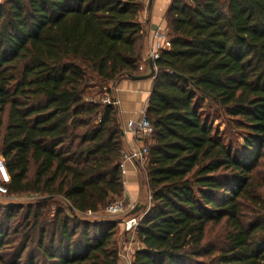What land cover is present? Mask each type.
I'll list each match as a JSON object with an SVG mask.
<instances>
[{"label": "trees", "instance_id": "obj_1", "mask_svg": "<svg viewBox=\"0 0 264 264\" xmlns=\"http://www.w3.org/2000/svg\"><path fill=\"white\" fill-rule=\"evenodd\" d=\"M143 10L139 0L0 4L7 196H37L0 202V264H119L118 221L80 214L124 194L123 124L86 92L140 75ZM166 18L170 47L154 60L145 112L151 206L133 264H264V0H173ZM223 117L244 141L213 125Z\"/></svg>", "mask_w": 264, "mask_h": 264}, {"label": "crops", "instance_id": "obj_2", "mask_svg": "<svg viewBox=\"0 0 264 264\" xmlns=\"http://www.w3.org/2000/svg\"><path fill=\"white\" fill-rule=\"evenodd\" d=\"M144 10L140 13L138 19L143 25L144 33V49L143 60L141 63L142 70L140 75H146L150 73V67L147 60L151 57L153 49L164 50L165 41L170 40L169 36V23L167 20V13L173 0H139ZM157 70V69H156ZM154 84V77L144 80H132L128 76L123 77L117 83L112 84L111 95L118 101L116 105L124 130V147L123 152H127L134 149L139 144L133 138V136L127 130V123L130 120L139 119L147 110L149 99L151 96L152 88ZM98 88V87H96ZM103 92L94 91L92 96L96 101H100ZM91 94V93H88ZM126 173L123 176L124 180V194L117 198V200L123 201L126 205H142L148 206L143 201L151 200V194L147 185V180L144 179L142 171L145 168L135 163L127 162L125 166ZM146 192L144 194V189ZM146 197V198H145ZM150 199V200H149ZM151 203V201H150ZM118 228L122 231L123 237L121 238L120 248L127 242L131 241L133 244H137V247L143 248V244L138 238L137 234H130L125 231L124 224H121ZM120 233V234H121ZM121 264V263H119Z\"/></svg>", "mask_w": 264, "mask_h": 264}, {"label": "built area", "instance_id": "obj_3", "mask_svg": "<svg viewBox=\"0 0 264 264\" xmlns=\"http://www.w3.org/2000/svg\"><path fill=\"white\" fill-rule=\"evenodd\" d=\"M167 47H170V40L165 41V48ZM159 53L160 51L158 49H153L151 52V57L155 60L159 57ZM142 69L143 67H140V70ZM111 90L112 87H105L100 101L103 104L116 106L118 101L112 97ZM127 130L139 145L134 149L123 152L121 160V170L123 176L126 173L125 166L127 162L135 163L143 168L147 166L149 161V149L154 141V128L145 113L139 119L128 121ZM10 182L11 176L6 165L5 158L0 155V197L8 195V185ZM128 209L129 211L135 209V205L128 206L123 201L117 200L107 207L106 213L109 216H116L125 213ZM141 219L142 216H132L125 220V231L136 235ZM139 249H141V247H132L127 243L123 245L120 250L119 263L133 264L135 260V253Z\"/></svg>", "mask_w": 264, "mask_h": 264}, {"label": "rangeland", "instance_id": "obj_4", "mask_svg": "<svg viewBox=\"0 0 264 264\" xmlns=\"http://www.w3.org/2000/svg\"><path fill=\"white\" fill-rule=\"evenodd\" d=\"M5 1L7 0H0V4L1 3H4ZM102 91H104V89H101ZM94 91H100V88H91L89 89L87 92H86V99L88 100H95L94 99V96H92V93ZM88 93H91V94H88ZM7 118H8V115H7V112L4 114L3 116V120H4V124L6 125L7 123ZM213 125L214 126H219L221 130H227V135H228V138L229 139H232V141L234 142H237V140H239L240 142L244 141V137L240 134L241 132L233 129L230 124L227 123V120L225 117H223L221 120H215L213 122ZM142 175L144 177V179L146 180L145 178V175H144V172L142 171ZM144 189V194L146 192V189ZM151 197V196H150ZM146 198V197H145ZM37 200V196H34V195H30V194H27V195H20V196H2L0 197V202L6 207V206H10V205H27L28 203H32V202H35ZM150 200V199H149ZM117 201V199H112L109 203H107L105 205L104 208H102L99 212L97 213H87V214H80V219L82 221L84 220H87V221H91V222H95V221H106V220H115V221H118L117 223V226L119 227L121 224H124V221L129 219L130 217L132 216H142L145 215V212L149 209V207L151 206V203L150 201H147L146 199L143 201V203H146L148 206H145V208L141 209V211L137 212V213H134L132 214L133 210H130L129 209L125 212V213H122V214H119V215H116V216H109L107 213H106V209L107 207L113 203ZM138 205H135V207H137ZM4 213V212H3ZM25 214V210H21L18 214V217L20 218L21 215ZM15 223H11V230L15 227ZM124 227H125V224H124ZM122 231L120 230V228H118V231H117V237L121 243V238L119 237H123L121 233ZM218 232H220V227H213V226H210L209 229H208V240L209 241H215L219 234ZM81 233V230H79V233L78 235ZM121 233V234H120ZM129 233V232H128ZM132 234V233H130ZM127 244L132 247H135L137 246V244H133L131 241L127 242ZM121 250V248H120Z\"/></svg>", "mask_w": 264, "mask_h": 264}, {"label": "water", "instance_id": "obj_5", "mask_svg": "<svg viewBox=\"0 0 264 264\" xmlns=\"http://www.w3.org/2000/svg\"><path fill=\"white\" fill-rule=\"evenodd\" d=\"M147 63L150 67V73L149 74H146V75H137V76H134V75H128V77L132 80H144V79H148V78H152L154 77L155 73H156V68H155V64H154V59L153 58H149L147 60ZM145 208V206H142V205H138L137 207H135V209L133 210L132 214L134 213H137L139 211H141V209ZM71 210H73L71 208Z\"/></svg>", "mask_w": 264, "mask_h": 264}]
</instances>
